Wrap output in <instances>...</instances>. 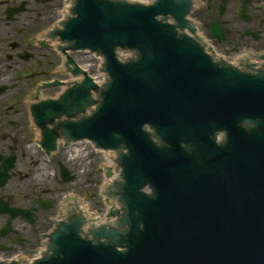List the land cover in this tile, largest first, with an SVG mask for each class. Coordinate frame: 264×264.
Returning <instances> with one entry per match:
<instances>
[{"label": "water", "instance_id": "1", "mask_svg": "<svg viewBox=\"0 0 264 264\" xmlns=\"http://www.w3.org/2000/svg\"><path fill=\"white\" fill-rule=\"evenodd\" d=\"M74 12L62 39L72 52L103 55L111 83L72 136L120 153L115 186L124 213L117 228L90 232L95 241L80 236L79 226H63L53 256L39 264H264V74L212 63L202 47L156 20L171 14L186 26L184 13L165 0L146 10L79 0ZM118 49L139 58L123 63ZM70 60L85 81L64 103L81 113L96 103L98 85ZM77 62L99 74L92 59ZM147 125L165 144H155ZM216 132L227 134L224 147Z\"/></svg>", "mask_w": 264, "mask_h": 264}, {"label": "flooded vegetation", "instance_id": "2", "mask_svg": "<svg viewBox=\"0 0 264 264\" xmlns=\"http://www.w3.org/2000/svg\"><path fill=\"white\" fill-rule=\"evenodd\" d=\"M77 1L0 0V264L50 257L63 223L79 226L89 216L96 225L110 200L104 178L98 179L95 144L72 136L71 127L91 118L90 109L48 122L43 115L44 102H59L74 85L67 44L58 38ZM170 2L184 12L185 28H196L191 40L216 61L236 59L242 72L264 74V0ZM165 23L180 24L172 17ZM87 57L94 60L74 54L80 61ZM55 81L60 85L45 86Z\"/></svg>", "mask_w": 264, "mask_h": 264}, {"label": "rangeland", "instance_id": "3", "mask_svg": "<svg viewBox=\"0 0 264 264\" xmlns=\"http://www.w3.org/2000/svg\"><path fill=\"white\" fill-rule=\"evenodd\" d=\"M96 154H97V162H96V165H97V168H98V171H99L100 170V167H102L103 166V163L105 162V157L104 156H106V154H102V152H99V153H96ZM102 177L103 176H101V175L98 177L99 181L102 180Z\"/></svg>", "mask_w": 264, "mask_h": 264}, {"label": "bare ground", "instance_id": "4", "mask_svg": "<svg viewBox=\"0 0 264 264\" xmlns=\"http://www.w3.org/2000/svg\"><path fill=\"white\" fill-rule=\"evenodd\" d=\"M107 157H108V159H110V158L112 159V162L110 164L112 165L113 168H115V165L113 164L114 154L109 153V154H107Z\"/></svg>", "mask_w": 264, "mask_h": 264}]
</instances>
